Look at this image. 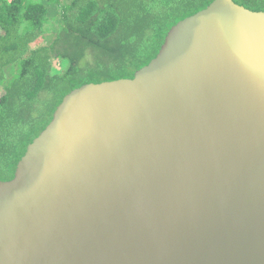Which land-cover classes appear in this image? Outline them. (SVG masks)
<instances>
[{
  "label": "water",
  "instance_id": "1",
  "mask_svg": "<svg viewBox=\"0 0 264 264\" xmlns=\"http://www.w3.org/2000/svg\"><path fill=\"white\" fill-rule=\"evenodd\" d=\"M169 29L0 180V264H264V11L212 0Z\"/></svg>",
  "mask_w": 264,
  "mask_h": 264
},
{
  "label": "trees",
  "instance_id": "2",
  "mask_svg": "<svg viewBox=\"0 0 264 264\" xmlns=\"http://www.w3.org/2000/svg\"><path fill=\"white\" fill-rule=\"evenodd\" d=\"M212 0H0V180L73 89L132 78ZM264 11V0H233ZM46 37L48 44H39ZM62 69L53 71L52 62Z\"/></svg>",
  "mask_w": 264,
  "mask_h": 264
},
{
  "label": "rangeland",
  "instance_id": "3",
  "mask_svg": "<svg viewBox=\"0 0 264 264\" xmlns=\"http://www.w3.org/2000/svg\"><path fill=\"white\" fill-rule=\"evenodd\" d=\"M9 1V0H8ZM33 1H38V0H33ZM52 37H46L44 39H42V41H39V44H48L51 41ZM52 67H53V71L54 72H59L62 69V64L61 63H56L55 61L52 62ZM1 90V88H0ZM1 94V93H0Z\"/></svg>",
  "mask_w": 264,
  "mask_h": 264
}]
</instances>
